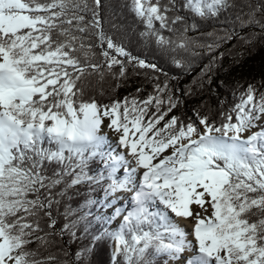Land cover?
I'll return each mask as SVG.
<instances>
[{"label":"snow or ice","instance_id":"1","mask_svg":"<svg viewBox=\"0 0 264 264\" xmlns=\"http://www.w3.org/2000/svg\"><path fill=\"white\" fill-rule=\"evenodd\" d=\"M183 6L194 16L208 19L233 5L230 0H184ZM248 7L247 20L237 16L241 25L264 30V22L256 19V13L264 11V0ZM103 8L104 0H0V264H44L29 260L35 253L25 248L35 233L43 231L41 212L49 217V228L55 227L48 211L53 203L50 190L65 182L75 186L103 181L108 182L106 198L135 190L134 211L124 216L119 230L103 234L115 243L114 264L117 256L124 264H151L146 258L149 249L179 260L193 247L196 253L187 264H264V216L250 222L245 215L252 208L264 213V124H257L264 116V93L257 99L249 85L231 111L221 114L219 124L199 113L194 122L184 123L176 116L165 121L179 103L167 82L155 85L154 93L140 101L135 97L109 105L83 101L78 82L89 69L119 66V73L113 75L123 77L126 64L120 57H126L141 68L159 71L103 32ZM130 8L145 23L147 31L142 36L155 37L161 46L173 41L155 29V22L171 31L169 20L175 24L185 19L168 16L177 10V0L166 5L160 0H131ZM195 28L194 23L186 25L184 32ZM89 29H96L103 64H82L73 55L76 41H81L79 48L85 47L76 33ZM231 38L226 33L219 39ZM186 39L175 46L184 48ZM216 46L206 45L210 51ZM176 64L181 66L180 61ZM149 107L155 111L144 122ZM105 118L108 127L120 133L116 147L127 149L132 160L123 153L103 151L108 142V137L100 135ZM257 127L260 130L243 135ZM45 139L56 145L55 150L42 147ZM93 158L104 162V170L94 176L86 171ZM46 163L59 166V171L54 168L47 175ZM120 169L122 176L117 175ZM139 169L143 171L137 182ZM149 203L163 208L149 211ZM169 213L193 219L195 245ZM70 227L66 224L61 231ZM35 240L47 243L45 236L36 235ZM81 255L78 252L76 258Z\"/></svg>","mask_w":264,"mask_h":264},{"label":"trees","instance_id":"2","mask_svg":"<svg viewBox=\"0 0 264 264\" xmlns=\"http://www.w3.org/2000/svg\"><path fill=\"white\" fill-rule=\"evenodd\" d=\"M167 2L168 0H160L161 5H166ZM230 3L233 6L218 16L201 19L184 8V0H177V10L169 12L168 16L181 15L185 18L184 21L172 24L169 20L171 31L161 28L159 21L154 24L162 36L173 41L169 45L161 46L156 43L155 37L142 36L147 29L144 21L131 11V0H104V8L100 11L103 32L114 42L121 44L133 57L155 64L159 71L141 68L135 61L128 62L126 57H120L125 60V75H113L119 73V66H114L111 70L106 66L99 71L89 69L78 82L83 88L80 99L85 102L95 100L100 105H109L113 101L133 97L140 101L154 93L155 85L167 82L169 90L179 98V103L165 117V121L176 116L184 123L194 122L197 120L196 113H199L219 124L221 114L231 111L249 85L255 88L257 99L264 93V30L257 25L242 26L237 19L239 15L247 20L246 13L251 11L248 5L251 4L255 8L260 0H230ZM90 16V13L86 14L87 18ZM256 19L264 22V11H258ZM193 23L196 28L185 33V26ZM95 31L96 29H89L85 33H76L83 37L82 43L85 47L79 48L81 41H76L77 51L73 55H76L82 64L104 62ZM226 33L231 34L232 38L219 39ZM56 35L53 32L54 38ZM185 36L186 46L176 47V43L184 40ZM59 39L62 40L63 37ZM210 43L217 45L211 51L206 47ZM176 61H180L181 66L178 67ZM154 111V108L149 107L144 122H147ZM232 115L235 118V113ZM163 123L164 121H161L156 127H161ZM42 147L55 150L56 145L45 139ZM103 163L99 158H93L88 161L86 171L94 176L104 170L100 169ZM54 168L59 171V166L46 163L45 173L52 175ZM67 179L70 177H67L66 181ZM107 183L84 182L67 186L65 182L53 187L50 190L53 203L48 211H51V218L56 222L55 227L49 228V217L41 212L39 223L43 231L35 233L33 242L26 246V251L35 253L28 259L43 261L44 264H114L115 243L103 235L116 231L108 226L111 213L108 197L104 195ZM47 191L42 189V192ZM29 198H33L32 194ZM245 215L250 222H255L264 216V213L252 208ZM29 219L35 220L36 217ZM66 224L73 227L62 232ZM142 227L147 230L146 225ZM72 232L76 233L75 237L71 235ZM36 235L45 236L47 243L41 244L35 240ZM78 252L82 253L80 259L76 258ZM50 256L54 257L51 261L48 260ZM146 258L151 264H161L168 259L166 255L155 254L153 249L148 250ZM115 264H124L123 258L117 256Z\"/></svg>","mask_w":264,"mask_h":264},{"label":"rangeland","instance_id":"3","mask_svg":"<svg viewBox=\"0 0 264 264\" xmlns=\"http://www.w3.org/2000/svg\"><path fill=\"white\" fill-rule=\"evenodd\" d=\"M264 121V116H262L261 117V119H260V121H257V124L259 125L260 123H262ZM254 129V128H253ZM253 129H251L249 132H246V133H244L243 135H246V134H248V133H250ZM259 130V129H258ZM100 133H102V135H104V136H106V137H108V142L105 144V145H103V150H109V151H115V152H118L119 153V150L116 148V147H114V141L119 137V135H120V133H117V132H115L114 130H112V129H110L109 127H108V120H107V118H105L104 119V122H103V124H102V126H101V129H100ZM138 135V134H137ZM114 138H116V139H114ZM146 151H147V149H145ZM171 150L169 149V152H170ZM107 152V151H106ZM165 154H167V153H165ZM100 169H104V163L101 165V167H100ZM122 173H123V169H120V170H118V172H117V175L118 176H122ZM119 193V192H118ZM118 193H116L114 196H109L108 198H107V201H110V199H111V201H112V198H113V201H112V203L110 202V203H108V205H109V207H110V213H111V215H112V218H114L115 217V219L112 221V222H109V224H108V226H110V227H112V228H114L115 230H119V228H117L118 226L117 225H119L120 226V221H118V217H116V216H114L113 215V213H112V210H113V208L115 207L116 209H114V211H117V210H119V209H123V208H126L127 207V205L126 206H122V203H124V201L120 198V196H121V194L119 195ZM119 196V198H117ZM114 201H118L119 203H117L116 205H115V202ZM124 204H126V203H124ZM133 205V203L131 202V205H129L128 207V209H130L131 208V206ZM119 207V208H118ZM195 207V206H194ZM148 208H149V211H155V210H158V209H161L160 208V205H158V203L157 204H151V203H149V205H148ZM127 209V208H126ZM127 209V210H128ZM135 209V206L132 208V210H130V212L131 211H133ZM196 210H198V211H202V210H200L199 208H197ZM211 212H212V210L209 208V211H208V215H210L211 214ZM189 220H191L192 222H194L193 221V219H191V218H189ZM110 221V220H109ZM118 221V222H117ZM114 247H115V244H114ZM187 250V254H185V255H188V254H190V250H188V249H186ZM184 253H185V251H184ZM183 253V254H184ZM183 254L181 255V258L179 259V260H171L170 259V262L168 263V262H166V263H164V264H178L179 262H181L182 260H185V258H184V256H183ZM167 260V259H166ZM165 260V261H166ZM162 264V263H161Z\"/></svg>","mask_w":264,"mask_h":264},{"label":"bare ground","instance_id":"4","mask_svg":"<svg viewBox=\"0 0 264 264\" xmlns=\"http://www.w3.org/2000/svg\"><path fill=\"white\" fill-rule=\"evenodd\" d=\"M260 124H264V121L262 123H260ZM258 129H259V127L254 128L250 133H248V134H246L244 136L247 137L248 135H251L253 132L258 131ZM100 135H102V133H100ZM114 139H116V138H114ZM117 142H118V138L114 141V147H116ZM117 149L119 150V153H123L126 156L127 159L132 160V158L130 156H128V150L127 149H123V148H117ZM133 166H134V161L128 165L129 168H131ZM142 171H143L142 169H139L137 171V173H136V180H137V182L140 179V174H141ZM129 187H131V185ZM134 191L135 190L133 189V191H129V192H119L118 193L119 195L121 194L120 198L124 201V203H126V204L122 203V206L123 207L127 205L126 208L128 209L129 208L128 206L131 205V202L133 203V201H132L131 198L134 195ZM117 198H119V196ZM134 205L135 204L133 203L132 206L134 207ZM158 205H160V208L161 209L163 208V205H161V204H158ZM114 212H116V211H114ZM169 214L180 225V227H182L189 234L188 237H187V239L189 241H191L195 245L194 237L191 235V233L193 231L194 222H192L191 220H189V218L186 219V218H181V217H175L174 214H171V213H169ZM195 253H196V249H195V247H193V249L190 250V254L186 255V257L188 256V258L190 259V258H192L195 255ZM187 260L188 259L185 258V260L183 262L181 261L178 264H187ZM169 262L170 261H168V263Z\"/></svg>","mask_w":264,"mask_h":264}]
</instances>
